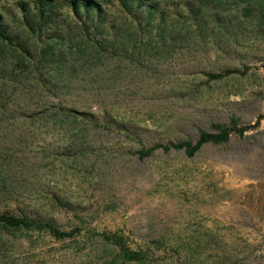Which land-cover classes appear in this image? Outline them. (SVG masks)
I'll return each mask as SVG.
<instances>
[{"label": "rangeland", "instance_id": "374dc122", "mask_svg": "<svg viewBox=\"0 0 264 264\" xmlns=\"http://www.w3.org/2000/svg\"><path fill=\"white\" fill-rule=\"evenodd\" d=\"M16 1L0 0L10 28ZM160 1L186 11L185 0ZM191 1L206 22L196 28L177 16L167 26L179 32L174 40L114 14L95 34L100 49L65 19L30 39L34 50L66 59L37 70L0 43V211L41 212L61 229H81L56 239L0 225V264H264V117L243 137L192 156L137 153L194 141L213 122L264 115V23L228 22L256 0ZM226 69L239 72L206 76ZM102 232L122 235L151 262L123 263Z\"/></svg>", "mask_w": 264, "mask_h": 264}, {"label": "trees", "instance_id": "16d2710c", "mask_svg": "<svg viewBox=\"0 0 264 264\" xmlns=\"http://www.w3.org/2000/svg\"><path fill=\"white\" fill-rule=\"evenodd\" d=\"M184 5L186 11L182 13L178 9L170 10L169 5L160 0H19L15 3V11L10 14V19L14 23L13 28H10L9 21L4 19V13L0 12V43L2 47L10 46L12 50L18 51L22 58L27 59L37 70L43 66L56 65L66 59L56 55L51 47L50 49L45 47L34 50L30 39L41 35L46 37L49 30L54 32L56 26L65 19L74 20L80 29L88 34L90 41H94L98 48L105 49V46L95 38V34L105 32L107 26L112 27L114 14L130 21L139 30L144 29V33L159 37L163 41L169 38L174 40L179 35L178 31L170 30L167 27L170 22L177 21V16L185 17L190 21L189 24L196 28H202L206 20L201 3L185 0ZM253 20L264 23V0L244 4L235 15L229 17L228 22L233 26H241L245 23H252ZM234 72L239 71L226 69L222 72H207L206 76L208 79H220ZM245 72L247 69L241 71L243 74ZM40 78L41 84L49 87V81L47 79L45 81L43 76ZM85 114L92 116L90 113ZM263 117L264 115H258L254 123L241 125L236 118L230 117L228 122H213L214 131H201L194 141L186 139L164 143L156 142L139 149L137 153L143 158L151 155L157 149L162 151L175 149L182 150L187 156H192L205 144H222L227 142L232 135L243 137L246 131L256 128ZM116 129L124 134L131 133L130 127L121 122L116 123ZM56 198L57 202L67 209H73L68 201ZM0 225L12 229L23 228L45 232L56 239H74L81 235V229L78 226L69 230L61 229L53 217L36 211H22L21 213L0 211ZM99 236L118 248V256L123 263L151 262V253L128 247L122 235L114 232H102Z\"/></svg>", "mask_w": 264, "mask_h": 264}]
</instances>
